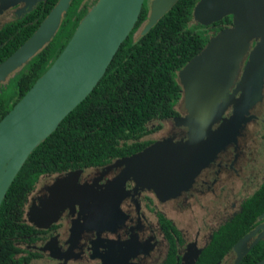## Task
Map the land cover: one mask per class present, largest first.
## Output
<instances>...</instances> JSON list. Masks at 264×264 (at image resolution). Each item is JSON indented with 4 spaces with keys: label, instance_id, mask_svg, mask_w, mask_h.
Returning a JSON list of instances; mask_svg holds the SVG:
<instances>
[{
    "label": "water",
    "instance_id": "1",
    "mask_svg": "<svg viewBox=\"0 0 264 264\" xmlns=\"http://www.w3.org/2000/svg\"><path fill=\"white\" fill-rule=\"evenodd\" d=\"M71 1L58 0L36 31L0 63V83L51 42ZM144 1L97 0L52 65L0 120V156L19 144L12 157L0 158V205L32 151L104 76L133 30ZM177 2L150 0L148 20L140 36L147 34ZM227 16H231L232 26L212 36L177 73L182 102L189 114L179 121L193 128L187 141L157 142L139 154L117 161L126 166L124 180L140 178L141 183L154 187L160 201L176 198L173 196L187 187L194 174L209 166L234 133L255 118L249 110L263 99L264 0H199L192 13L193 21L205 27ZM241 68L240 80L228 95ZM229 106L231 115L223 119ZM43 253L53 259L46 248ZM200 253L201 250L190 264ZM256 264H264V259Z\"/></svg>",
    "mask_w": 264,
    "mask_h": 264
},
{
    "label": "trees",
    "instance_id": "2",
    "mask_svg": "<svg viewBox=\"0 0 264 264\" xmlns=\"http://www.w3.org/2000/svg\"><path fill=\"white\" fill-rule=\"evenodd\" d=\"M56 1L48 0L50 7L36 9L22 23L8 26L10 38L0 41V63L33 34ZM82 1H72L51 42L8 84L0 85V120L52 65L97 2L94 0L90 8L79 9ZM198 1L178 0L147 34L136 38L148 20L150 0L144 1L133 30L99 83L32 151L9 186L0 205V264H9L18 253L12 245L13 238L24 226L21 224L23 206L41 175L102 166L125 157L148 144L139 140L149 133L150 122L176 115L174 107L181 96L177 73L201 52L210 37L207 27L192 22L193 8ZM229 26H232L231 16L224 17L213 24L214 33ZM263 212L264 182L242 202L241 211L213 234L195 264L222 261ZM159 220L167 233L170 230L177 234L171 221L162 216ZM169 240L168 254L162 264H177V244L171 235ZM262 258L264 241L240 264H253Z\"/></svg>",
    "mask_w": 264,
    "mask_h": 264
},
{
    "label": "flooded vegetation",
    "instance_id": "3",
    "mask_svg": "<svg viewBox=\"0 0 264 264\" xmlns=\"http://www.w3.org/2000/svg\"><path fill=\"white\" fill-rule=\"evenodd\" d=\"M93 1L83 0L78 8H90ZM49 5L48 0H0V41L10 38L7 36L8 26L22 23L29 13L50 7ZM192 22L195 23L193 20ZM206 27L209 29V39L218 33H214L213 24ZM138 36L140 33L136 38ZM21 69L0 85L8 84ZM242 70L243 68L234 85L227 90L228 95L233 93ZM182 100L181 88L180 99L174 107L176 115L154 121L159 124L150 122L149 133L139 140L148 144L139 150L102 166L41 175L23 206L21 224L24 226L15 232L12 242L18 253L9 264H162L168 254L170 235L177 244V264H190L199 250L202 253L211 242L213 234L223 224L230 222L241 211L242 202L260 188L264 182V173L261 175L260 172H253V176L246 179L247 181L242 184V196L246 198L238 206L233 203L230 213H227L215 227L208 228L205 236H201V231H197L193 239L187 240L186 233L167 218L168 205L174 203V209L181 210L188 201L208 194L214 196L219 194L222 184L226 183L221 181L222 175L225 179L239 177L242 167L249 165L252 160L255 161L254 156L259 154L249 146L252 143V131L247 127L253 124L257 127L260 121L263 124L264 117L260 120L255 113L260 105L257 103L249 110V114L255 118L243 124L234 133L213 162L194 174L187 188L173 196L175 199L162 202L157 198L159 195L154 187L148 189L144 183L139 185L133 180H124L126 166L118 165L117 161L139 154L157 142L185 141L193 128L189 124V126L176 124L177 119L185 118L187 115ZM231 112L232 106H229L222 118L228 119ZM156 127L158 129L154 130ZM157 133L161 134L156 136ZM263 134L261 138L264 142ZM262 153L264 165V151ZM52 215H55L54 218H51ZM263 215L264 212L256 219L254 227L240 238L217 264H240L254 247L264 241ZM160 216L172 222L177 234H172L168 230V235L160 223ZM150 217L154 221H150ZM32 219L35 222L32 223ZM202 237L203 242L199 243ZM193 244L196 247H192ZM45 248L52 253L53 259L43 253Z\"/></svg>",
    "mask_w": 264,
    "mask_h": 264
},
{
    "label": "rangeland",
    "instance_id": "4",
    "mask_svg": "<svg viewBox=\"0 0 264 264\" xmlns=\"http://www.w3.org/2000/svg\"><path fill=\"white\" fill-rule=\"evenodd\" d=\"M260 104V105H259ZM258 107L255 110V113L259 116L260 120L264 117V100L258 102ZM255 106V105H254ZM184 108V104H183ZM186 112V116H189L188 112L184 108ZM180 119V118H179ZM177 119L176 124L182 126L184 123L180 122ZM154 124H159V122H154ZM188 125V124H184ZM256 124L249 125L247 127L248 130L252 131V143L249 146L254 148V152L259 153L254 156L255 161H251L247 166H241L242 172L239 177H230L225 179L224 175L221 176V181H225L224 185L222 184V190L217 195L208 194L203 197H198L197 199H193L188 201L187 205L180 209H174V203L168 205L167 209V218L171 219L175 225L183 232L186 233V239H193L194 235L197 231H201V236H205L208 228H213L217 225L218 222L227 214L230 213L231 205L234 203L236 206L246 197L242 196L243 187L247 180V178L253 176L254 173H259L263 175L264 173V165H263V155L261 153L264 151V142L261 138L263 134V124L259 123V126H255ZM189 126V125H188ZM161 133L155 134L156 136ZM155 136V137H156ZM182 140L178 143H185L187 141ZM171 143H174L171 141ZM263 154V153H262ZM126 169V168H125ZM260 175V177H261ZM129 181L133 180L135 183H141L140 178L136 179H127ZM145 188L153 189V186H149L145 184ZM185 187L184 189H186ZM183 189V190H184ZM181 190L180 193L183 191ZM175 199V198H173ZM171 200V199H170ZM163 202V201H162ZM32 212V211H31ZM34 212H32V215ZM36 213V212H35ZM31 215V214H30ZM55 215H52L51 218H54ZM150 221H154L152 217H150ZM33 221V219L31 220ZM49 222V221H48ZM54 222V221H53ZM203 237L199 240V243H202ZM191 244V243H190ZM192 247H196V245H192Z\"/></svg>",
    "mask_w": 264,
    "mask_h": 264
},
{
    "label": "bare ground",
    "instance_id": "5",
    "mask_svg": "<svg viewBox=\"0 0 264 264\" xmlns=\"http://www.w3.org/2000/svg\"><path fill=\"white\" fill-rule=\"evenodd\" d=\"M19 144H14L9 151H7L6 153L2 154L0 156L1 159H5V158H10L14 155V152L17 150ZM2 176V173H0V177Z\"/></svg>",
    "mask_w": 264,
    "mask_h": 264
}]
</instances>
